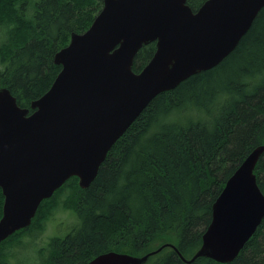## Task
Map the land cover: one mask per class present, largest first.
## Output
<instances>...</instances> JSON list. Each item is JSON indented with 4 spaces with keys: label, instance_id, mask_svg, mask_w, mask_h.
<instances>
[{
    "label": "trees",
    "instance_id": "16d2710c",
    "mask_svg": "<svg viewBox=\"0 0 264 264\" xmlns=\"http://www.w3.org/2000/svg\"><path fill=\"white\" fill-rule=\"evenodd\" d=\"M207 0H188L196 11ZM30 7L33 13L30 14ZM103 8V0H0V88L30 108L62 70L56 53L83 33ZM156 52L144 46L134 61L140 72ZM264 146V8L237 48L219 66L158 95L110 150L86 189L72 177L40 205L31 226L2 243L5 252L22 244L57 209L66 206L78 223L52 239L43 264H87L116 251L143 256L166 243L186 258L202 246L213 205L228 179L248 155ZM264 193V154L255 171ZM4 196L0 189V218ZM147 264H186L167 247ZM191 264H221L199 258ZM229 264H264V221Z\"/></svg>",
    "mask_w": 264,
    "mask_h": 264
},
{
    "label": "water",
    "instance_id": "95a60500",
    "mask_svg": "<svg viewBox=\"0 0 264 264\" xmlns=\"http://www.w3.org/2000/svg\"><path fill=\"white\" fill-rule=\"evenodd\" d=\"M263 8L264 0H207L196 11L188 0H103L88 30L72 33L56 53L62 70L30 108L0 88V250L72 177L88 188L149 104L219 66ZM151 43L154 56L134 71L137 54ZM263 154L264 146L256 147L228 179L191 259L166 243L143 256L110 251L87 264H147L167 247L186 264L199 258L232 263L264 221V193L254 173Z\"/></svg>",
    "mask_w": 264,
    "mask_h": 264
},
{
    "label": "rangeland",
    "instance_id": "374dc122",
    "mask_svg": "<svg viewBox=\"0 0 264 264\" xmlns=\"http://www.w3.org/2000/svg\"><path fill=\"white\" fill-rule=\"evenodd\" d=\"M33 13L30 7V14ZM7 39L6 30L0 26V45ZM4 65L0 63V70ZM70 191L65 190L57 199V209L43 223L41 230L35 228L27 234L21 245L5 252L10 264H43L54 238L65 237L78 223L74 212L67 208L66 202ZM191 259V258H189Z\"/></svg>",
    "mask_w": 264,
    "mask_h": 264
},
{
    "label": "bare ground",
    "instance_id": "6f19581e",
    "mask_svg": "<svg viewBox=\"0 0 264 264\" xmlns=\"http://www.w3.org/2000/svg\"><path fill=\"white\" fill-rule=\"evenodd\" d=\"M197 251H198V250H197ZM197 251H196V252H197ZM196 252H195V253H196ZM106 253H107V252H106ZM193 256H194V255H193ZM193 256H192V257H193ZM187 259H189V258H187ZM183 262H184V261H183ZM184 263H185V262H184Z\"/></svg>",
    "mask_w": 264,
    "mask_h": 264
},
{
    "label": "flooded vegetation",
    "instance_id": "af4514ba",
    "mask_svg": "<svg viewBox=\"0 0 264 264\" xmlns=\"http://www.w3.org/2000/svg\"><path fill=\"white\" fill-rule=\"evenodd\" d=\"M70 39H71V37H70ZM1 219V218H0Z\"/></svg>",
    "mask_w": 264,
    "mask_h": 264
}]
</instances>
